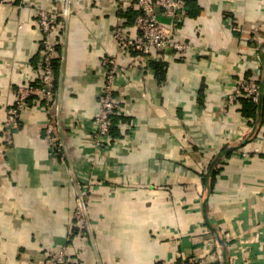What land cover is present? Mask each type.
Segmentation results:
<instances>
[{
    "label": "crops",
    "instance_id": "obj_1",
    "mask_svg": "<svg viewBox=\"0 0 264 264\" xmlns=\"http://www.w3.org/2000/svg\"><path fill=\"white\" fill-rule=\"evenodd\" d=\"M185 6L174 27L188 48L146 56L113 37L118 17L137 33L134 0H0V264H41L63 245L69 264H177L180 253L264 264V103L226 106L240 80H264V0ZM42 8L55 16L54 95L29 98L6 145L17 86L40 79ZM115 55L120 114L99 149L103 59Z\"/></svg>",
    "mask_w": 264,
    "mask_h": 264
},
{
    "label": "built area",
    "instance_id": "obj_2",
    "mask_svg": "<svg viewBox=\"0 0 264 264\" xmlns=\"http://www.w3.org/2000/svg\"><path fill=\"white\" fill-rule=\"evenodd\" d=\"M138 11L136 17L137 33L131 35L127 32L122 17L113 28V37L120 52L129 54L137 52L142 55L161 53L166 48L183 51L189 44L179 37L174 27L180 22V15L186 9V0H134ZM156 8L161 10L164 17L168 18L170 25H165L159 19ZM37 22L42 34V50L40 58V79L37 82L27 80L17 86L13 103L8 114L2 122V132L6 145L13 141V131L19 125L21 111L27 107L30 97L37 95L41 99L52 100L54 95L55 71L54 61L56 57L55 40V16L51 10L42 8L38 11ZM175 29V30H173ZM103 65L106 68V76L100 94V108L94 116L95 129L93 137L96 146L104 149L112 144L110 128L113 126L112 116L120 114L119 106L114 99L113 81L119 71L117 55L105 57ZM264 90L260 87L258 78L249 76L240 80L234 87V92L228 96L226 106L238 102L241 97L258 102ZM50 101L49 106H50ZM45 139L50 141L55 151L62 153L61 142L56 135L52 121H48L45 128ZM245 155V152H242ZM81 196L79 197V200ZM77 225L85 224L83 212L76 214ZM217 244L214 240L207 241V249L212 254ZM67 247L63 245L48 253L41 264H67ZM161 264H169L162 262ZM177 264H211L206 256L179 254Z\"/></svg>",
    "mask_w": 264,
    "mask_h": 264
},
{
    "label": "trees",
    "instance_id": "obj_3",
    "mask_svg": "<svg viewBox=\"0 0 264 264\" xmlns=\"http://www.w3.org/2000/svg\"><path fill=\"white\" fill-rule=\"evenodd\" d=\"M189 1V0H187ZM56 62H57V57H55V61H54V71H55V65H56ZM260 83V87L262 88V90H264V80L262 81H259ZM263 97H264V94L261 96L260 100L258 102H253L251 101L249 98H245V97H241L240 99H244V108L246 110H251V111H256V110H259L260 112L262 111L263 109ZM119 117V115H113L111 118H112V121H114V118H117ZM112 128H110V132H112ZM74 230V229H73ZM69 264V263H67ZM161 264V263H160Z\"/></svg>",
    "mask_w": 264,
    "mask_h": 264
}]
</instances>
